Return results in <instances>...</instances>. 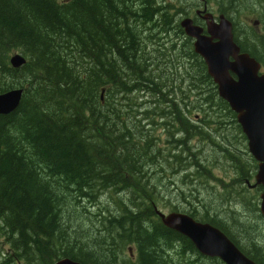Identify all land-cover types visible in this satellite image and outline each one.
<instances>
[{"label":"trees","instance_id":"trees-1","mask_svg":"<svg viewBox=\"0 0 264 264\" xmlns=\"http://www.w3.org/2000/svg\"><path fill=\"white\" fill-rule=\"evenodd\" d=\"M166 1L0 0V92L23 88L0 112V264H225L164 225L160 203L264 264L257 162ZM215 2L230 19L251 7L264 26V0ZM249 26L233 21L234 40L264 65ZM114 192L97 221L78 210Z\"/></svg>","mask_w":264,"mask_h":264},{"label":"water","instance_id":"water-1","mask_svg":"<svg viewBox=\"0 0 264 264\" xmlns=\"http://www.w3.org/2000/svg\"><path fill=\"white\" fill-rule=\"evenodd\" d=\"M204 18L206 33L189 17L182 18L180 24L184 32L193 38V49L203 58L207 72L217 85L218 95L236 113L247 139L248 151L257 160L252 186L262 185L259 211L264 215V71H260L261 63L241 50L234 40L231 19L222 14L218 22L207 16ZM10 61L19 65L25 57L21 52H14ZM21 95V87L0 92V112L12 111ZM155 210L164 225L186 235L202 254L217 256L225 264H261L245 255L220 228L210 222L196 220L180 210L164 212L156 207ZM51 264L84 263L62 256Z\"/></svg>","mask_w":264,"mask_h":264},{"label":"rangeland","instance_id":"rangeland-1","mask_svg":"<svg viewBox=\"0 0 264 264\" xmlns=\"http://www.w3.org/2000/svg\"><path fill=\"white\" fill-rule=\"evenodd\" d=\"M210 1L211 5L213 6V3L216 5V2L215 0H208ZM253 1V0H252ZM172 2H183V0H176V1H172ZM201 6V5H200ZM213 7H216V6H213ZM250 9H248V13H250L249 16H246L243 11H239L238 13L233 14V16L231 17L233 21H238L239 25L240 26H244L246 24V26H248V24L250 25L249 26V29L251 31H255V32H258V33H262L264 34V26L262 27V22L261 21H257L256 19H258V14L257 12H252V9L251 7H249ZM159 33V32H158ZM165 36H168V37H171V36H175V34H166L164 35ZM264 37V35H262ZM14 52H20V51H14ZM13 52V53H14ZM20 65V64H19ZM19 65H13L12 66H19ZM215 173L217 172L216 175L218 176H225V178H227V175L223 174V172L221 170H218L215 169L214 170ZM230 173V172H228ZM227 173V174H228ZM216 182V185H217V188H221V184H219L217 181H214ZM252 194H254L256 197H257V202L259 201V191L256 190L255 188H253V190L251 191ZM118 195L114 192L111 196V198L109 197V193H106V194H103L102 196H100V200L98 201H89L87 199L84 200V203H86V205L88 206L87 209L86 208H81V209H78L81 211L82 214H86V216H90L93 221H97L98 217L102 216L101 213H107L108 210H114V207L116 206L114 203H113V199H115ZM106 200H109V202L105 203L104 201ZM100 201H103V203L101 204ZM100 203V205L96 204V203ZM160 206H157V208H159L160 210L166 212V211H169L170 210V207L168 205H163V204H159ZM76 212V211H74ZM114 212V211H113ZM84 216V215H83ZM87 223H90V220L89 219H86ZM8 248L9 246L7 245V242H5V239H4V235H0V259L6 254V252L8 251ZM127 251V250H126ZM133 248L131 249V257H134L133 255ZM168 256H170V253H168ZM126 257V255H125ZM16 264H21L19 261L16 262Z\"/></svg>","mask_w":264,"mask_h":264},{"label":"flooded vegetation","instance_id":"flooded-vegetation-1","mask_svg":"<svg viewBox=\"0 0 264 264\" xmlns=\"http://www.w3.org/2000/svg\"><path fill=\"white\" fill-rule=\"evenodd\" d=\"M172 1H176V0H167L166 2H168V4L170 6H172L173 11L178 10L179 7H181V9L184 10V12H179L176 14V19L179 21V23H180V20L182 18L189 17L192 19L193 23L199 24L204 28V30H203L204 33H206V26H207L206 20L204 18L205 16L209 17V19L214 20L216 22H218L220 20L221 14L230 19V17L226 13L221 11V6L219 4L216 3V5H215L213 3V6H216V7H213L211 5L210 1H208V0H183L182 3L181 2H172ZM223 7L226 8V6H223ZM192 42H193V40H192ZM260 63H261V61H260ZM260 71H264L263 63H261ZM237 123H239V122L237 121ZM239 125H240V123H239ZM240 128H241V125H240ZM241 131H242V128H241ZM243 134L245 135L244 132H243ZM257 185L261 186V184H257Z\"/></svg>","mask_w":264,"mask_h":264},{"label":"bare ground","instance_id":"bare-ground-1","mask_svg":"<svg viewBox=\"0 0 264 264\" xmlns=\"http://www.w3.org/2000/svg\"><path fill=\"white\" fill-rule=\"evenodd\" d=\"M10 63H11V61H10ZM22 64V63H21ZM15 87H21V86H15ZM22 88V87H21ZM22 91H23V88H22Z\"/></svg>","mask_w":264,"mask_h":264}]
</instances>
